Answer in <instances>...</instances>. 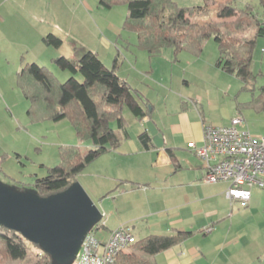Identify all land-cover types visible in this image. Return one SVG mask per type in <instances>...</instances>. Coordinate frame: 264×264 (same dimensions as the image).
Wrapping results in <instances>:
<instances>
[{
    "label": "crops",
    "instance_id": "crops-1",
    "mask_svg": "<svg viewBox=\"0 0 264 264\" xmlns=\"http://www.w3.org/2000/svg\"><path fill=\"white\" fill-rule=\"evenodd\" d=\"M63 5H68L69 9L65 10ZM104 9H106L105 6L100 5L99 0H0V42L6 43L10 48L12 60L15 61L20 55V65L24 58L22 54L26 53L27 55L28 51H31V54L24 58L28 61L27 63H31L29 60H34L38 64L45 60L46 56L55 57L59 53H63L62 49L64 48L67 51L75 49L76 42L70 41V43L68 39L74 37L76 31L82 35V31L85 30L93 37L92 26L86 24L79 26V23L83 24L82 19H88L93 27H100V30L102 28L107 31L108 40L99 36V43L105 42L106 48L105 50L96 49L84 42H80L82 46L80 45L78 48L95 52L103 65L108 68L110 66L107 60L111 64L114 57V50L111 48L110 42L124 29L123 24L121 25L123 17L107 19L104 17ZM224 10L227 12L226 15L217 16L219 19L232 20L238 15L235 9L225 8ZM102 20L105 22L104 25H101ZM128 32L135 34L134 31ZM48 33L64 38L62 40L58 37L61 42L57 46V50L55 48L52 50L50 47L53 46L43 42L42 38ZM263 39L264 35L254 40L251 48L250 68L257 51L258 41L264 43ZM207 40L208 38L204 41L201 54L204 52ZM181 52H186L188 55L185 54L177 59ZM102 53L104 54L103 58L101 57ZM146 53L140 46L138 50L135 48L134 51L123 49L124 59H129L132 62L130 69L119 72L117 67H114V59L110 67H114L118 77L125 80L131 87L133 90L132 101L145 107L147 110L145 117L154 123L163 141L161 148L156 147L152 139L151 146L147 149L143 148L138 134L146 130L145 123L143 119L136 118L128 107L129 113L134 116V120H131L132 130H129L127 123L124 129L117 127L118 133H115L119 143L115 147H109L103 153L114 151L121 155L120 161L126 171L123 175L124 179H116V188L118 190L119 186H123L120 192H132L137 200L135 207L140 210L135 215L126 217L117 227L125 225L132 240H138L147 235H174L180 232L184 236L182 241L156 253L154 255L155 264H215L220 261L223 264H228L226 261L231 251L236 246H244L247 241L250 243L251 253L264 260V240H242L241 235L246 234L247 230L239 231L238 234L232 230L233 208L235 204L239 203L231 202L226 196L225 191L228 183L226 181L206 182L204 180L205 170L191 147V144L199 145L202 142V124H212L211 120L213 119L210 118V112L206 106L212 101L211 93L206 90L204 95L197 98L191 94L186 97L182 93H177L172 89L173 73L171 76L169 75V87L166 88L158 84V88L163 90L162 93H157L154 88L157 82L152 78L151 72L155 69L152 59L163 56L167 61L165 63L169 62L168 64H171L173 70L176 59L177 61L184 60L185 66L190 67L196 63L194 60L198 59V53L196 55L191 51L182 50L175 54L171 47H164L155 55ZM212 54L214 59L211 55L208 59L206 57L204 63L213 66L216 69L214 73L219 71L226 75V79H234L235 82L240 79L239 81L243 84L238 93L248 86L251 80H256V74L252 69H250L249 79L244 81L234 72H227L217 65L218 47L212 51ZM262 57L260 56L259 59L262 60ZM71 59L75 58L71 57ZM139 59H142L140 63H138ZM176 66L179 67L178 64ZM180 71L183 75H192V72L187 74L183 67ZM183 82L186 85L191 84L188 79H183ZM152 93L156 95L153 97ZM239 115L237 114V116ZM240 116L242 117V115ZM242 118L244 119V117ZM228 123L229 121L225 124L212 125L219 126ZM244 127L248 129L245 119ZM91 147L92 144L89 148ZM160 151L162 154L159 156ZM137 171L140 173L137 174ZM7 183L18 187L33 188V183L32 185L23 184L12 178ZM263 200L264 189L251 188L250 198L243 206L245 207L244 211H247L248 214L251 213L254 209L253 206ZM101 212L106 216L104 209ZM128 222H133V224L128 225ZM99 226L100 230L103 229V234L98 235L102 240L106 239L112 229L117 228L109 229L105 220ZM135 230L139 231V236L134 234Z\"/></svg>",
    "mask_w": 264,
    "mask_h": 264
},
{
    "label": "rangeland",
    "instance_id": "rangeland-1",
    "mask_svg": "<svg viewBox=\"0 0 264 264\" xmlns=\"http://www.w3.org/2000/svg\"><path fill=\"white\" fill-rule=\"evenodd\" d=\"M172 1L179 7L189 8L198 5L202 6L205 2V0ZM230 1L232 5L239 8L244 7L245 4H250L258 16L264 18V9L260 6L259 0H208L207 8H204L202 11L196 9L191 11L189 19L192 22H231L236 18L224 20L219 19L216 15L217 6ZM63 8L67 10L68 5H63ZM105 8L103 11L105 18L123 17L121 25L123 24L127 15L125 0H118L116 3ZM81 22L83 24L79 23V26H85V24L92 26L94 36L91 37V34L85 30V34L82 31V35L79 31H76L75 36L70 37L68 42H76L77 47L81 45L80 42H84L96 49L105 50L106 43H99V36H103V39L108 40L107 31H104L102 28L100 30V27H93V24L88 19H82ZM102 22L101 25H104V20ZM221 29L224 30L225 28ZM61 39L63 40L64 38ZM260 42L258 41L256 46L257 51L250 68L256 74V80H251L250 84L245 86V88L249 89L244 88L238 93L243 84L239 81L240 79H237V82L234 79H226V75H223L219 71L214 73L216 69L204 63L206 57L208 59L212 55V59H214L212 51L215 48L217 49V44L211 36L204 45V52L196 54L198 59H195L194 62L196 63L190 67L185 66L184 60L177 61L180 56L187 54L186 52H181L178 55L176 61H174L175 65L173 68L175 69L173 70L171 64H168L169 62L165 63L167 61L163 56L152 59L155 67L154 71L151 72L152 78L157 82V85H154L155 91L157 93L163 92L162 89L158 88V84L166 88L169 87V75L171 76L173 73V81L171 80L172 89L177 93H182L186 97L191 94L194 98L201 97V95L206 93V90L211 93L212 101L206 104V106H208L207 110L210 112V118L213 119L211 120L212 124H225L228 121L230 122L234 115L240 114L244 117L251 134L264 136V108L262 107V102L264 101V43ZM110 43L112 44L111 48L114 50V57L111 64L107 60L108 65L111 67L113 59L115 60L116 58L114 67L116 66L119 72L129 70L132 62L129 59H124L123 49L134 51L136 48L138 50L139 46L136 35L133 33L129 34L128 30H123ZM50 48L57 50V47L54 46ZM71 51H67L64 48L62 49L63 53H59L55 57L46 56L45 60H42L38 64L44 66L59 83H65L71 75L67 70L60 68L55 58L65 56V58L67 57V59L72 60L71 57L77 58L79 56L75 49ZM30 54L31 51H28L27 55ZM22 55H24V58L27 57L26 53ZM260 56H263L262 60L259 59ZM101 57H104L103 53ZM24 58L22 59V65L28 62ZM141 60L139 59L138 63ZM32 61L34 60H29V62ZM20 64V55L17 56L15 61L12 60L10 48L6 43L0 42V180L7 183L12 178L20 183L32 185L35 177L46 175L48 169L60 162L62 147L77 146L80 150L84 151L90 149L91 142L87 138L79 139L67 119L53 121L43 111V103L41 101L32 103L31 99L26 96L22 83L18 81ZM110 67L107 69H111ZM181 67L185 68L187 74H191L192 72V75L181 74ZM76 77L80 79L78 74H76ZM176 78H178V81H176ZM183 79H188L191 84L186 85ZM253 85L254 88L252 89ZM152 95L154 97L156 94L152 93ZM154 101L158 103L155 99ZM149 106H151V103H149ZM128 107L124 103L121 104V114L130 128L129 130H132L133 123L131 120H134V116L129 113ZM108 125L113 129L114 133H118L115 120H110ZM120 156L114 151L102 153L75 176V181L80 183L97 208L100 211L104 209L106 216L102 214L103 218L99 224L105 220L106 226L109 229L117 227L126 217H131L132 214L135 215L140 210L135 207L137 200L132 192H120L123 186H119L118 190L116 188V179H124L123 175L126 171L121 164ZM139 173L140 171H137V174ZM244 208L240 204H235L231 219L232 230L236 234L239 231L247 230L246 234L241 235L242 240H264V200L255 204L253 211L249 214L247 211H244ZM132 224L133 222H128V225ZM102 230H95L93 228L92 233L94 232L98 236L103 234ZM134 234L139 236L140 233L135 230ZM249 247V241L244 246H236L229 254V257H227L226 262L228 264H264V260L255 257ZM40 254L38 253V255ZM5 261L9 263L8 260L1 259L0 257V264H3ZM215 264H223V262L220 261Z\"/></svg>",
    "mask_w": 264,
    "mask_h": 264
},
{
    "label": "trees",
    "instance_id": "trees-1",
    "mask_svg": "<svg viewBox=\"0 0 264 264\" xmlns=\"http://www.w3.org/2000/svg\"><path fill=\"white\" fill-rule=\"evenodd\" d=\"M116 1L99 0V3L109 7ZM125 2L127 15L123 29L134 31L138 46L149 55L158 54L164 47H171L175 54L182 50L197 54L205 39L212 36L219 51L216 64L227 72H234L244 81L249 79L252 45L257 37L264 35V19L258 16L250 4L242 8L232 5L231 1L219 4L217 16L226 15L225 8L238 12L236 19L231 22H192L189 19L191 11L206 9L208 0H205L204 5L193 8L179 7L172 0ZM259 4L264 9V0H259ZM42 40L46 45L54 47L61 42L51 33ZM75 50L79 54L75 59L70 60L64 56L55 58L60 68L71 75L65 83H59L44 66L35 62L21 65L18 71V81L22 83L26 96L33 104L41 101L43 111L53 121L67 119L76 136L79 139L87 138L92 144V148L84 151L77 146L62 147L60 162L48 169L46 175L34 179L33 188L41 196L69 186L88 163L119 143L108 122L115 120L116 127L124 129L126 122L121 114V104L127 103L132 114L140 120L147 115L145 107L132 101L133 90L125 80L118 77L114 67L107 69L91 50L77 46ZM262 105L264 108V101ZM138 139L145 149L152 144L146 130L138 134ZM183 237L179 232L174 235H147L132 240L124 251L116 254L113 264H155L156 253L181 242ZM0 257L9 262L3 264H52L49 255L36 244L2 226Z\"/></svg>",
    "mask_w": 264,
    "mask_h": 264
},
{
    "label": "water",
    "instance_id": "water-1",
    "mask_svg": "<svg viewBox=\"0 0 264 264\" xmlns=\"http://www.w3.org/2000/svg\"><path fill=\"white\" fill-rule=\"evenodd\" d=\"M143 121L153 144L161 148L162 137L154 123L148 117ZM101 218V211L78 181L41 196L32 187L0 180V226L36 244L52 264H72L85 235Z\"/></svg>",
    "mask_w": 264,
    "mask_h": 264
},
{
    "label": "built area",
    "instance_id": "built-area-1",
    "mask_svg": "<svg viewBox=\"0 0 264 264\" xmlns=\"http://www.w3.org/2000/svg\"><path fill=\"white\" fill-rule=\"evenodd\" d=\"M191 147L205 170L204 180L226 181L225 193L231 202L245 206L251 188L264 189V137L251 134L241 116L233 117L227 125L203 123L202 142ZM92 230L85 235L72 264H113L116 254L132 241L125 225L112 229L105 240Z\"/></svg>",
    "mask_w": 264,
    "mask_h": 264
}]
</instances>
